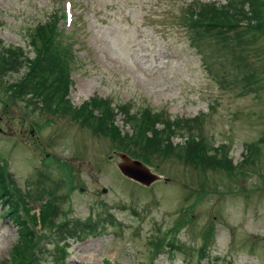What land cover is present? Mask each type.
Returning <instances> with one entry per match:
<instances>
[{"label":"rangeland","instance_id":"1","mask_svg":"<svg viewBox=\"0 0 264 264\" xmlns=\"http://www.w3.org/2000/svg\"><path fill=\"white\" fill-rule=\"evenodd\" d=\"M189 1L73 0L78 18L70 29H75V46L88 74L86 88L78 89L83 85L80 80L74 88L73 103L78 106L97 95L116 109L128 99L133 111L149 107L187 117L196 115L211 97L221 98L220 90L207 82L188 29L186 33L179 25ZM63 2L0 0V37L7 44L26 47L40 21L54 11L56 18L64 12ZM260 31L262 89L240 96L237 83L224 90L220 106L207 116V133L216 135L219 143L228 142L227 151L235 161L241 159L246 142L257 141L264 133V28ZM240 45L257 47L247 36ZM228 60L216 57V70L237 75ZM4 89L0 80V163H6L26 192L55 190L58 216L70 220L78 231L61 243L69 245V264H264V173L256 186L260 191L250 202L233 197L231 205L224 197L222 204L213 189L242 187L237 171L233 176L211 168L184 177L188 168L177 156L158 158L154 168L171 181L145 190L119 173L110 156L117 159L114 152L123 150H116L110 138L70 117L55 118L53 127L41 128L47 114L26 113L21 104L4 106L8 99ZM116 122L125 124L124 115L119 114ZM31 123L39 128L35 135ZM230 135L237 137L236 143L229 142ZM59 137H64L63 144ZM40 171L46 173L44 177L37 175ZM46 179L54 184H41ZM103 186L109 189L105 194ZM85 224L98 226L90 233L81 228ZM16 232L0 204V262L9 255ZM157 241L165 249L152 247ZM168 242L176 248L166 247Z\"/></svg>","mask_w":264,"mask_h":264},{"label":"trees","instance_id":"2","mask_svg":"<svg viewBox=\"0 0 264 264\" xmlns=\"http://www.w3.org/2000/svg\"><path fill=\"white\" fill-rule=\"evenodd\" d=\"M251 4L252 1L248 0ZM243 0L235 2V6L230 4L232 8L221 10L229 16H237L235 9H240L243 6ZM208 12L214 18H218L223 24L226 23V14H220V11L215 8H209ZM54 25L47 24L40 27L33 35L32 48L36 52L35 59L30 61L27 52L22 47H13L8 50L4 46H0V69L4 73L10 71H18L25 66L26 60L29 59V68H27L28 92H32L36 98L45 101L50 109L58 112L71 114L73 109L71 101L66 98L67 92L59 89V73L56 70L54 62L50 60L47 53H50L51 39L53 37ZM12 48V47H11ZM27 57V58H26ZM49 92V94H48ZM47 95V96H46ZM80 115L84 121L104 133H108L113 137H119L120 132L113 125L114 119L113 109L107 106L105 101L94 99L92 107L88 108L87 104L80 108ZM150 111H141L129 115L127 121L135 123L134 132L126 141L124 147L130 152L136 153L139 148L143 151L150 150L159 154H174L177 147H173L167 140L170 139L172 133L181 132L186 125L182 121L175 122L162 120ZM162 125L159 127V125ZM188 151V145L182 147V152ZM4 169L0 165V199L4 203L5 213L14 220L18 228V242L12 247L9 257L0 262V264H65L58 263L61 258H57L50 249H47L43 241L46 233L39 234L37 228L38 222L41 224V229H51L55 225V230L50 231L52 240H58V244L64 239V226L55 221L50 222L52 218L57 217V196L54 191H45L47 196L42 198V193H32L24 191L22 187L15 181L14 178L7 177ZM32 198L40 203L38 212H32ZM44 199V200H43ZM24 208V211L20 210ZM25 213L29 220L23 215Z\"/></svg>","mask_w":264,"mask_h":264},{"label":"water","instance_id":"3","mask_svg":"<svg viewBox=\"0 0 264 264\" xmlns=\"http://www.w3.org/2000/svg\"><path fill=\"white\" fill-rule=\"evenodd\" d=\"M124 161L122 163H119V166L123 170V172L129 176H133L134 178L140 179L141 178V173H147V169L140 165V162L138 161H133L127 156H122ZM144 182H149L145 181L143 179H140Z\"/></svg>","mask_w":264,"mask_h":264}]
</instances>
